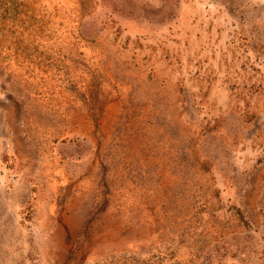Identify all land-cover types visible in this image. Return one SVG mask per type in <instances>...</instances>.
<instances>
[{
	"label": "rangeland",
	"instance_id": "rangeland-1",
	"mask_svg": "<svg viewBox=\"0 0 264 264\" xmlns=\"http://www.w3.org/2000/svg\"><path fill=\"white\" fill-rule=\"evenodd\" d=\"M0 264H264V0H0Z\"/></svg>",
	"mask_w": 264,
	"mask_h": 264
}]
</instances>
